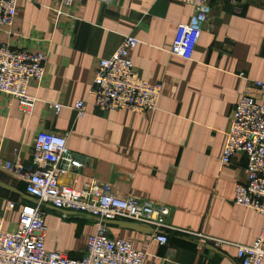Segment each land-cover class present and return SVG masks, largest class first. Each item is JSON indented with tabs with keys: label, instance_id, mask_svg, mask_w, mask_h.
I'll return each mask as SVG.
<instances>
[{
	"label": "crops",
	"instance_id": "obj_1",
	"mask_svg": "<svg viewBox=\"0 0 264 264\" xmlns=\"http://www.w3.org/2000/svg\"><path fill=\"white\" fill-rule=\"evenodd\" d=\"M58 5L59 0L22 1L11 32H0L2 43L49 54L45 79L28 88L36 99L31 116L0 94V161L29 166L38 133L66 136L69 151L86 165L61 177V185L80 191L95 182L121 198L165 205L171 210L169 225L230 245L214 250L169 233L161 246L151 229L124 220L108 226L111 239L145 252V264H239L236 246L253 245L262 217L233 203L236 184L245 182L246 158L236 155L224 167L220 161L243 91L251 87L264 103V90L253 86L264 84V0H211L210 20L191 60L169 52L177 27L193 15L191 6L170 0H84L56 23ZM128 36L137 41L129 59L140 79L162 86L158 109L98 112L89 95L95 69ZM77 101L86 102L81 120L72 110ZM54 104L62 105L57 113ZM32 203L25 184L0 168L4 229L14 231L22 206ZM44 212L46 250L80 259L94 220L63 216L50 206Z\"/></svg>",
	"mask_w": 264,
	"mask_h": 264
},
{
	"label": "built area",
	"instance_id": "obj_2",
	"mask_svg": "<svg viewBox=\"0 0 264 264\" xmlns=\"http://www.w3.org/2000/svg\"><path fill=\"white\" fill-rule=\"evenodd\" d=\"M25 0H0V32L9 34L14 26L17 7ZM84 0H59L54 9L55 22L67 11ZM104 4L121 0H98ZM193 8L188 24L177 27L176 37L169 49L171 55L191 60L204 27L211 15V0H170ZM235 4L233 1H231ZM137 41L125 37L112 57L100 60L94 72L89 95L98 112L127 110L133 114L154 113L158 109L162 86L150 84L138 76L129 59V51ZM49 54L42 50L15 48L0 42V94L17 102L27 117L34 110L36 99L27 92L31 82L41 84L46 77ZM244 78V76H240ZM255 90H264V84L255 82ZM251 87L241 94L230 119L226 143L220 161L228 166L236 155L246 158L245 182L237 183L233 203L253 210L262 217L260 233L251 246H236L239 264L264 263V103ZM57 113L62 105L54 104ZM76 119L86 116V102L72 106ZM86 161L72 154L67 137L40 132L32 147L30 164L0 161V168L25 184V193L34 203L23 205L16 229H4L5 218L0 216V264H145L147 254L133 248L128 241L111 239L108 224L124 220L151 229L156 242L164 246L168 234L196 239L202 247L220 250L229 243L208 237L199 232L183 230L168 224L169 207L153 204L135 197L115 196L110 187L95 182L86 183L80 191L60 184V178L81 171ZM46 206L94 220V233L87 238L85 254L72 259L60 252L45 248Z\"/></svg>",
	"mask_w": 264,
	"mask_h": 264
},
{
	"label": "water",
	"instance_id": "obj_3",
	"mask_svg": "<svg viewBox=\"0 0 264 264\" xmlns=\"http://www.w3.org/2000/svg\"><path fill=\"white\" fill-rule=\"evenodd\" d=\"M27 198L30 200V201H32L33 203H34V200L32 199V198H30V197H28L27 196ZM53 208V207H52ZM54 210H56L55 208H53ZM57 211V210H56ZM115 222V221H114ZM114 222H106V224H108V225H111V224H113ZM207 248H212V249H214L213 247H211V246H206ZM214 250H216V249H214Z\"/></svg>",
	"mask_w": 264,
	"mask_h": 264
}]
</instances>
